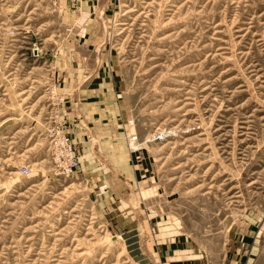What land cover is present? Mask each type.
Instances as JSON below:
<instances>
[{"label": "rangeland", "instance_id": "obj_1", "mask_svg": "<svg viewBox=\"0 0 264 264\" xmlns=\"http://www.w3.org/2000/svg\"><path fill=\"white\" fill-rule=\"evenodd\" d=\"M0 264H264V0H0Z\"/></svg>", "mask_w": 264, "mask_h": 264}, {"label": "built area", "instance_id": "obj_2", "mask_svg": "<svg viewBox=\"0 0 264 264\" xmlns=\"http://www.w3.org/2000/svg\"><path fill=\"white\" fill-rule=\"evenodd\" d=\"M65 148H66L67 158L65 159V161H61V167H63V171L66 174H70L72 173L73 169L76 167L78 160L72 152L73 148L71 144H69Z\"/></svg>", "mask_w": 264, "mask_h": 264}, {"label": "crops", "instance_id": "obj_3", "mask_svg": "<svg viewBox=\"0 0 264 264\" xmlns=\"http://www.w3.org/2000/svg\"><path fill=\"white\" fill-rule=\"evenodd\" d=\"M85 98V97H84ZM96 102V101H95Z\"/></svg>", "mask_w": 264, "mask_h": 264}]
</instances>
